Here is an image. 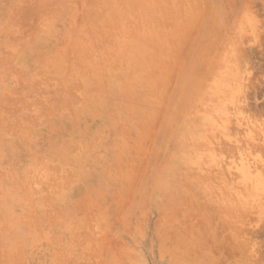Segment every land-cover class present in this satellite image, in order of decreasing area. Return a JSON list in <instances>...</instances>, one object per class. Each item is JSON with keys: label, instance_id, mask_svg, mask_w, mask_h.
<instances>
[{"label": "rangeland", "instance_id": "374dc122", "mask_svg": "<svg viewBox=\"0 0 264 264\" xmlns=\"http://www.w3.org/2000/svg\"><path fill=\"white\" fill-rule=\"evenodd\" d=\"M98 1L0 0V264H264V0Z\"/></svg>", "mask_w": 264, "mask_h": 264}, {"label": "bare ground", "instance_id": "6f19581e", "mask_svg": "<svg viewBox=\"0 0 264 264\" xmlns=\"http://www.w3.org/2000/svg\"><path fill=\"white\" fill-rule=\"evenodd\" d=\"M97 1H98V0H97ZM102 1H103V0H102ZM102 1H101V2H102ZM104 1H105V0H104ZM130 1H131V0H129V2H128L130 5H129V4H128V5L131 6V7L134 5V6H133V8H134V7H135V3L132 5L133 2L130 3ZM139 1H140V0H139ZM144 1H145V0H144ZM148 1H149V0H148ZM154 1H155V0H154ZM156 1H157V0H156ZM159 1H161V0H159ZM159 1H158V2H159ZM203 1H204V0H203ZM32 2H33V1H31V3H32ZM98 2H99V1H98ZM105 2H106V1H105ZM107 2H108V1H107ZM135 2H136V0H135ZM89 3H91V2H89ZM99 3H100V2H99ZM108 3H109V2H108ZM108 3H107V4H108ZM118 3H119V2H118ZM137 3H138V2H137ZM144 3L146 4V2H144ZM37 4H39V3H37ZM37 4H36V6H37ZM97 4H98V3H97ZM100 4H101V3H100ZM121 4H122V3H121ZM126 4H127V2H126ZM141 4H142V1H141ZM32 5H33V4H32ZM109 5H110V4H108V6H109ZM114 5H115V3H114ZM118 5H119V4H118ZM136 5H137V4H136ZM139 5H140V4H139ZM154 5H155V4H154ZM247 5H248V4H247ZM110 6H111V5H110ZM110 6H109V7H110ZM120 6H121V5H120ZM141 6H142V5H141ZM155 6H157V5H155ZM29 7H30V3H29ZM42 7H43V5H42ZM122 7H123V6H122ZM138 7H140V6H138ZM143 7H144V6H143ZM143 7H142V8H143ZM160 7H161V6H160ZM165 7H166V6H165ZM181 7H182V6H181ZM104 8H106V7H104ZM113 8H114V7H113ZM120 8H121V7H120ZM146 8H147V7H146ZM152 8H153V7H152ZM161 8H162V7H161ZM41 9H42V8H41ZM100 9H101V8H100ZM102 9H103V8H102ZM123 9H124V8H123ZM126 9H127V8H126ZM139 9H140V8H139ZM139 9H138V10H139ZM144 9H145V8H144ZM153 9H154V8H153ZM162 9H163V8H162ZM83 10H84V9H83ZM98 10H99V9H98ZM111 10H112V9H111ZM134 10H135V9H134ZM33 11H34V10H33ZM108 11H109V10H108ZM120 11H121V10H120ZM132 11H133V10H132ZM142 11H143V10H142ZM179 11H180V10H179ZM192 11H193V10H192ZM38 12H39V11H38ZM46 12H47V10H46ZM52 12H53V11H52ZM126 12H127V11H126ZM138 12H139V11H138ZM181 12H182V11H181ZM193 12H194V11H193ZM39 13H40V12H39ZM42 13H43V12H42ZM83 13H84V12H83ZM98 13H99V12H98ZM117 13H119V12H117ZM141 13H142V12H141ZM176 13H177V12H176ZM187 13H188V12H187ZM28 14H29V11H28ZM28 14H27V15H28ZM51 14H52V13H51ZM57 14H58V13H57ZM107 14H108V13H107ZM124 14H125V13H124ZM153 14H154V13H153ZM165 14H166V13H165ZM181 14H182V13H181ZM33 15H34V14H33ZM47 15H48V13H47ZM55 15H56V14H55ZM100 15H101V14H100ZM100 15H99V16H100ZM131 15H133V14L131 13ZM134 15H135V14H134ZM30 16H31V15H30ZM48 16H49V15H48ZM90 16H91V15H90ZM103 16L105 17V15H103ZM108 16H109V14H108ZM128 16H129V15H128ZM146 16H147V15H146ZM170 16H171V15H170ZM170 16H169V17H170ZM210 16H211V15H210ZM38 17H39V16H38ZM41 17H42V15H41ZM43 17H44V16H43ZM49 17H50V16H49ZM83 18H84V17H83ZM100 18H101V17H100ZM162 18H163V17H162ZM179 18H180V17H179ZM29 19H30V18H29ZM49 19H50V18H49ZM101 19H102V18H101ZM105 19H106V18H105ZM105 19H104V20H105ZM119 19H120V17H119ZM135 19H136V18H135ZM137 19H138V18H137ZM145 19H146V17H145ZM188 19H189V18H188ZM193 19H194V18H193ZM25 20H26V19H25ZM31 20H32V19H31ZM81 20H82V19H81ZM85 20H86V19H85ZM106 20H107V19H106ZM106 20H105V21H106ZM122 20H123V19H122ZM127 20H128V19H127ZM156 20H157V19H156ZM209 20H210V18H209ZM37 21H38V20H37ZM87 21H88V20H87ZM98 21H99V20H98ZM107 21H110V20H107ZM139 21H140V20H139ZM28 22H30V21H28ZM100 22H101V21H100ZM121 22H122V21H121ZM130 22H131V21H130ZM130 22H128V23L130 24ZM167 22H168V20H167ZM83 23H84V22H83ZM91 23H92V22H91ZM101 23H102V22H101ZM118 23H119V22H118ZM123 23H124V22H123ZM142 23H143V22H142ZM144 23H145V22H144ZM148 23H149V22H148ZM150 23H151V22H150ZM116 24H117V23H116ZM163 24H164V23H163ZM35 25H36V24H35ZM35 25H34V26H35ZM81 25H82V24H81ZM85 25H86V24H85ZM107 25H109V24H107ZM131 25H132V24H131ZM44 26H45V25H44ZM90 26H91V25H90ZM103 26H105V25H103ZM109 26H111V25H109ZM125 26H126V23H125ZM137 26H139V25H137ZM161 26H162V25H161ZM126 27H127V26H126ZM124 28H125V27H124ZM144 28H145V27H144ZM155 28H156V27H155ZM177 28H178V27H177ZM180 28H181V27H180ZM85 29H86V27H85ZM111 29H112V28H111ZM135 29H136V28H135ZM96 30H97V29H96ZM100 30H101V29H100ZM107 30H108V29H107ZM137 30H138V29H137ZM141 30H142V29H141ZM144 30H145V29H144ZM80 31H81V30H80ZM88 31H89V30H88ZM118 31H119V30H118ZM145 31H146V30H145ZM147 31H148V30H147ZM77 32H78V31H77ZM86 32H87V29H86ZM86 32L84 31V33H86ZM91 32H92L91 35H93V31H91ZM98 32H99V31H98ZM208 32H209V31H208ZM88 33H90V32H88ZM100 33H101V32H100ZM140 33H141V31H140ZM74 34H75V33H74ZM80 34H81V33H80ZM146 34H148V33H146ZM91 35H90V36H91ZM111 35H112V34H111ZM74 36H75V35H74ZM77 36L80 37L79 32H78V35H77ZM98 36H99V35H98ZM109 36H110V34H109ZM132 36H133V35H132ZM22 37H24V36H22ZM148 37H149V36H148ZM91 38H93V37H91ZM104 38H105V37H104ZM81 39H83V37H82ZM94 39H95V38H94ZM73 40H74V38H73ZM86 40H87V39H86ZM96 40H97V39H96ZM100 40H101V38H100ZM109 40H110V39H109ZM112 40H113V39H112ZM82 41H83V40H82ZM103 41H105V40H103ZM75 42H76V40H75ZM85 42H87V41H85ZM201 42H202V41H201ZM81 43H82V42H81ZM81 43H79L80 46H81ZM89 43H90V42H89ZM96 43H97V42H96ZM108 43H109V42H108ZM113 43H114V42H113ZM74 44H75V43H74ZM85 44H86V43H85ZM76 45H78V43H77ZM83 45H84V44H83ZM91 45H92V44H91ZM95 45H96V44H95ZM103 45H104V44H103ZM72 46H73V45H72ZM86 46H87V44H86ZM100 46H101V45H100ZM105 46H106V45H105ZM88 47H89V46H88ZM78 48H79V47H78ZM110 48H111V47H110ZM79 49H81V48H79ZM82 49H83V47H82ZM103 49H104V48H103ZM107 49H108V48H107ZM112 49H113V48H112ZM112 49H111V50H112ZM237 49H238V48H237ZM69 50H70V49H69ZM85 50H86V49H85ZM111 50H109V51H111ZM67 51H68V50H67ZM95 51H96V50H95ZM109 51H108V52H109ZM77 52H78V51H77ZM58 53H59V52H58ZM72 53H73V52H72ZM110 53H111V52H110ZM113 53H114V52H113ZM60 54H61V53H60ZM79 54H80V53H79ZM106 54H108V53H106ZM62 55H63V54H62ZM73 55H75V54L73 53ZM239 55H240V54H239ZM43 57H44V56H43ZM48 57H49V56H48ZM48 57H47V59H48ZM76 57L78 58V55H77ZM85 57H86V55H85ZM87 57H88V56H87ZM81 58H82V57H81ZM81 58H78V59H80V61H82ZM115 58H116V57H115ZM84 59H85V58H84ZM63 60H64V59H63ZM65 60H66V59H65ZM89 60H90V59H89ZM91 60H92V59H91ZM117 60H118V59H117ZM69 61H70V60H68V62H69ZM84 61H85V60H84ZM84 61H82V62L84 63ZM232 61H234V60H232ZM49 62H50V61H48V63H49ZM53 62H54V61H51V64H52ZM66 62H67V61H66ZM68 62H67V63H68ZM48 63H47V64H48ZM231 63H232V62H231ZM240 63H241V62H240ZM54 64H55V62H54ZM171 64H172V63H171ZM234 64H235V63H234ZM242 64H243V63H242ZM56 65H57V64H56ZM88 65H89V64H88ZM90 65H91V64H90ZM59 66H61V65L59 64ZM84 66H85V65H84ZM114 66H115V65H114ZM226 66H227V65H226ZM51 67H52V66H51ZM51 67H50V68H51ZM54 67H55V66H54ZM62 67H64V66H62ZM90 67H91V66H90ZM112 67H113V66H112ZM230 67H231V66H230ZM52 68H53V67H52ZM114 68H115V67H114ZM53 69H54V68H53ZM79 69H80V68H79ZM85 69H86V68H85ZM97 69H98V68H97ZM115 69H116V68H115ZM230 69H231V68H230ZM233 69H234V67H233ZM54 70H56V69H54ZM82 70H83V69H82ZM89 70H90V68H89ZM112 70H113V69H112ZM87 71H88V70H87ZM58 72H59V70H58ZM79 72H81V71H79ZM233 72H234V71H233ZM88 73H89V72H88ZM163 73H164V72H163ZM154 74H155V73H154ZM240 75H241V74H240ZM104 77H105V74H104ZM101 78H102V77H101ZM92 80H93V79H92ZM96 80H97V78H96ZM55 81H56V80H55ZM93 83H95V82H93ZM96 83H97V82H96ZM96 83H95V84H96ZM59 84H60V83H59ZM157 84H160V83H157ZM163 84H164V83H163ZM76 86H77V85H76ZM156 86H157V85H156ZM61 87H62V86H61ZM78 87H79V86H78ZM80 87H81V86H80ZM159 87H160V86H159ZM68 88H69V87H68ZM70 88H71V87H70ZM81 88H82V87H81ZM63 89H66V87L63 88ZM63 89H62V91H63ZM233 90H234V89H233ZM38 91H39V90H38ZM41 91H42V90H41ZM59 91H60V90H59ZM59 91H58V92H59ZM62 91H61V92H62ZM64 91H65V90H64ZM179 91H180V90H179ZM58 92H57V93H58ZM10 93H11V92H10ZM14 93H15V92H14ZM64 93H65V92H64ZM67 93H68V92H67ZM153 93H154V92H153ZM177 93H178V92H177ZM12 94H13V93H12ZM41 94H43V93H41ZM44 94H46V93H44ZM178 94H179V93H178ZM10 95H11V94H10ZM71 95H72V94H71ZM42 96H44V95H42ZM68 96H69V95H68ZM36 97H37V96H36ZM39 97H40V95H39ZM39 97H37V98H39ZM58 97H59V96H58ZM65 98H66V96H65ZM73 98H74V97H73ZM57 99H58V98H57ZM69 99H70V98H69ZM42 100H43V99H42ZM48 100H49V99H48ZM59 100H60V99H59ZM70 101H72V100H70ZM70 101H69V102H70ZM21 102H22V101H21ZM56 102H57V101H56ZM58 102H59V101H58ZM67 102H68V101H67ZM67 102H65V103H67ZM60 103H61V102H60ZM73 104H74V103H73ZM75 104H76V103H75ZM17 105H19V104H17ZM61 105H62V104H61ZM65 106H66V105H65ZM69 106H70V105H69ZM72 106H73V105H72ZM9 107H10V106H9ZM66 107H68V106H66ZM18 108H19V107H18ZM59 109H60V108H59ZM63 109H64V108H63ZM63 109H62V110H63ZM69 109H70V108H69ZM11 110L13 111V109H11ZM56 110H57V109H56ZM78 111H79V110H78ZM13 114H14V113H13ZM15 114H16V113H15ZM74 114H75V112H74ZM74 114H73V115H74ZM25 120H26V119H25ZM18 124H19V123H18ZM21 124H22V123H21ZM21 124H20V125H21ZM18 129H19V128H18ZM19 131H20V130H19ZM21 131H22V130H21ZM23 133H24V132H23ZM18 134H19V133H18ZM23 137H24V136H23ZM22 139H23V138H22ZM64 140H65V139H64ZM65 141H66V140H65ZM75 142H76V141H75ZM78 142H79V140H78ZM81 144H83V143H81ZM71 145H72V144H71ZM71 145H70V147H71ZM87 145H88V143H87ZM90 145H91V144H90ZM67 146L69 147V145H67ZM70 147H69V148H70ZM88 147H89V145H88ZM91 147H92V146H91ZM67 149H68V148H67ZM73 149H74V148H73ZM68 150H69V149H68ZM72 151H74V150L71 149L70 152H72ZM116 151H117V150H116ZM75 152H76V151H75ZM70 154H73V153H70ZM114 163H115V162H114ZM113 165H114V164H113ZM50 168H51V167H50ZM63 172H64V171H63ZM54 173H55V171H54ZM57 173H58V172H57ZM61 173H62V172H61ZM68 174H69V173H67V175H68ZM64 175H65V174H64ZM50 176H51V175H50ZM70 176H71V175H70ZM57 177H58V176H57ZM48 179H50V177H49ZM50 181H51V180H50ZM42 182H44V181L42 180ZM42 184H43V183H42ZM44 184H45V183H44ZM44 184H43V185H44ZM46 184H47V183H46ZM49 184H50V183H49ZM55 185H56V184H55ZM46 187H47V186H46ZM46 187H45V188H46ZM48 187H49V185H48ZM25 189H26V188H25ZM21 190H22V188H21ZM188 196H190V195H188ZM193 202H194V200H193ZM200 211H201V210H200ZM174 213L176 214V211H174ZM197 213H200V212H197ZM201 215H202V213H201ZM226 215H227V214H226ZM35 216H36V215H35ZM228 216H229V215H228ZM203 218H204V217H203ZM211 219H212V218H211ZM227 220H228V219H227ZM235 220H236V219H234V221H235ZM203 222H204V221H203ZM211 222H213V221H211ZM231 222H232V221H231ZM235 222H236V221H235ZM197 223H198V222H197ZM205 223H206V222H204V224H205ZM237 223H238V222H237ZM219 224H220V223H219ZM199 226H200V225H198V227H199ZM225 227H227V226H225ZM235 227H237V226H235ZM209 228H210V227H209ZM229 228H230V227H229ZM230 229H231V228H230ZM236 229H237V228H236ZM238 229H239V228H238ZM234 230H235V229H234ZM234 230H233V231H234ZM233 231H232V232H233ZM211 232H212V231H211ZM211 232H210V234H211ZM239 232H240V231H239ZM241 232H242V231H241ZM243 232H244V231H243ZM208 233H209V232H208ZM215 234H216V232H214L213 237L215 236ZM231 234H233V233H231ZM231 234H230V235H231ZM187 235H188V234H187ZM230 235H229V236H230ZM234 235H235V237H236V235H238V234H235V232H234V234H233L232 236H234ZM239 235H240V233H239ZM241 236H242V235H241ZM216 237H217V236L214 237V238H215L214 242L217 241V243H219V242H218V239H216ZM223 237H227V236H223ZM235 237H232L231 239L234 240ZM210 238H212V237H210ZM228 238L230 239V237H228ZM228 238H227V240H228ZM240 238H243V237H240ZM205 239H206V238H205ZM212 239H213V238H212ZM212 239H211V241H212ZM236 239H237V238H236ZM246 239H247V238H246ZM250 239H251V238H250ZM202 240H203V239H202ZM209 240H210V239H209ZM222 240H225V238L222 239ZM178 241H179V240H178ZM205 241H206V240H205ZM205 241H203V242H205ZM225 241H226V240H225ZM230 241H231V240H230ZM237 241H238V240H237ZM252 241H253V240H252ZM231 242H232V241H231ZM231 242H229V243H231ZM234 242H235V241H234ZM234 242H232L231 244H234ZM206 243H207V242H206ZM238 243H239V242H238ZM254 243H255V242H254ZM222 244H223V243H222ZM224 244L226 245V243H224ZM231 244H230V245H231ZM249 244H250V243H249ZM199 245H200V244H199ZM206 245H207V244H206ZM227 245H228V243H227ZM230 245H229V246H230ZM236 245H237V244H236ZM241 245H243V244H241ZM250 245H251V244H250ZM217 246H218V245H217ZM233 246H234V245H233ZM244 246H245V245H244ZM203 247H204V246H203ZM219 247H220V245H219ZM238 247H239V246H238ZM241 247H242V246H241ZM248 247H249V246H248ZM189 248H190V247H189ZM229 248H230V247H229ZM229 248H228V249H229ZM235 248H236V247H235ZM235 248H234V249H235ZM242 248H243L244 251L246 250L244 247H242ZM204 249H205V248H204ZM226 249H227V248H226ZM236 249H237V248H236ZM236 249H235V250H236ZM247 249H248V248H247ZM214 250H216V248H215ZM229 250H230V249H229ZM237 250H238V249H237ZM189 251H190V250H189ZM225 251H226V250H225ZM227 251H228V250H227ZM244 251H242V252H244ZM246 251H247V250H246ZM258 251H259V250H258ZM197 252H198V251H197ZM235 252H236V251H235ZM239 252H240V250H239ZM239 252H238L237 254H239ZM248 252H249V251H248ZM227 253H229V252H227ZM253 253H254V252H253ZM256 253H257V251H256ZM256 253H255V254H256ZM230 254H231V253H230ZM232 254H233V252H232ZM241 254H242V253H241ZM245 254H246V253H245ZM255 254H254V255H255ZM258 254H259V252H258ZM186 255H188V254H186ZM194 255H195V254H194ZM249 255H250V254H249ZM259 255H260V254H259ZM259 255H258V256H259ZM191 256H192V255H191ZM195 256H196V257H195L196 259H197V257H199L198 254L195 255ZM230 256H231V255H229V258H230ZM233 256H234V254H233ZM233 256H232V257H233ZM236 256L239 257V255H236ZM236 256H235V257H236ZM242 256L244 257L245 255H242ZM246 256H247V255H246ZM246 256H245V257H246ZM240 257H241V255H240ZM255 257H256V256H255ZM187 258H188V257H187ZM189 258H190V257H189ZM231 259H232V258H231ZM234 259L237 260L236 258H234ZM242 259H244V258L241 257V260H242ZM248 259H249V257H248ZM248 259H247V260H248ZM251 259H252V257H251ZM179 260H183V259L180 258ZM238 260H240V258H239ZM242 261H243V260H242ZM263 261H264V260H263ZM235 262H236V261H235ZM239 262H241V261H239ZM239 262H238V263H239ZM247 262H248V261H246V263H247ZM249 262H250V261H249ZM251 262H252V261H251ZM253 262H254V261H253ZM233 263H234V262H233ZM241 263H242V262H241ZM258 263L260 264V262H258ZM250 264H251V263H250Z\"/></svg>", "mask_w": 264, "mask_h": 264}]
</instances>
